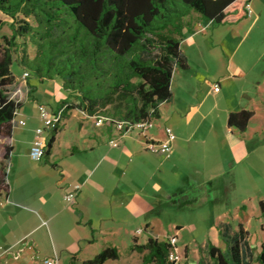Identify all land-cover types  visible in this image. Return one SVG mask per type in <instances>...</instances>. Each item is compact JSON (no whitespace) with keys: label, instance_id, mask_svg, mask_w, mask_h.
Segmentation results:
<instances>
[{"label":"crops","instance_id":"1","mask_svg":"<svg viewBox=\"0 0 264 264\" xmlns=\"http://www.w3.org/2000/svg\"><path fill=\"white\" fill-rule=\"evenodd\" d=\"M200 25L207 24L204 20L194 24V31L181 41L187 67L174 69L172 96L160 105L157 122L148 131V135L161 140L165 137V126L172 127L176 138L169 152L153 153L146 148L144 137L135 131L120 137L118 145H112L110 140L118 135L113 125L108 122L96 125L94 115L69 109L57 129L48 159L44 155L38 169L29 172L12 163L8 172L9 191L0 192V248L18 250L24 246V249L18 258L6 257L0 250L5 263L48 264L46 258L56 257V264H70L74 256L80 264L103 247L116 246L119 257L105 264L121 261L138 264L143 254L132 249V245L146 243L150 235L157 237L146 208L156 204L158 200H154L161 194L168 196L165 203L178 209L211 215L208 228L211 232L199 244L205 255L209 254L210 244L222 250L223 245H229L230 237L242 224L253 260L249 228L238 216L240 208L247 207L246 200L232 210L230 205L234 193L243 192L247 199L253 192L257 145L248 136L254 118L241 132L228 126V117L232 111L242 109L253 110L255 117L264 108V65L256 67L246 57L232 65L233 49L228 60L229 69L233 70L226 76L242 79L233 92L222 93L220 86L211 93L213 85L220 83L210 76L212 65L198 53L196 56L192 53L198 60L192 61L183 50V43L190 39L201 50L206 35L196 39ZM208 83L211 89H205ZM36 88L34 94L27 93L37 110L32 114H26L23 107L17 110L11 154L16 146L17 128L30 133L33 146L36 128L42 125L38 104L57 111L67 96L53 98L51 103L40 98ZM19 119H24L25 124H19ZM33 121L37 123L34 125ZM51 133L45 131L47 140ZM242 160L246 161V174L239 165ZM75 185L80 190L75 201L69 203L65 194ZM191 226L197 229L196 223ZM176 229L173 235L177 236L178 244L184 225L177 223ZM221 229L227 233L221 234ZM143 232H147L145 240L141 238ZM27 240L32 244L25 245ZM121 245L126 246L125 258ZM96 246L99 250L90 249ZM192 246L191 242L184 243L183 257L189 261L185 264L200 260V250L195 251ZM193 252L197 254L192 257Z\"/></svg>","mask_w":264,"mask_h":264},{"label":"trees","instance_id":"2","mask_svg":"<svg viewBox=\"0 0 264 264\" xmlns=\"http://www.w3.org/2000/svg\"><path fill=\"white\" fill-rule=\"evenodd\" d=\"M251 0H0V13L9 15L11 35L0 44V136L6 140L0 162V192H8V160L17 110L29 94L12 96L16 78L14 55L40 79L58 78L67 96L65 111L107 115L131 123L156 119L160 105L172 96L176 67L186 68L181 49L186 32L194 31L193 13L206 24L236 23L249 13ZM34 55H29V46ZM64 116V115H63ZM254 111H232L228 126L245 131ZM112 125L111 121H106ZM57 129L47 141L48 155ZM264 215V198L259 200ZM221 234L227 230H220ZM136 240V239H135ZM229 254L210 244L212 264H250L247 231L242 224L229 239ZM259 259L264 262V242ZM170 244L150 235L133 244L143 263L175 264L168 260ZM119 257L116 246L103 247L80 264H105ZM70 264H78L73 256Z\"/></svg>","mask_w":264,"mask_h":264},{"label":"rangeland","instance_id":"3","mask_svg":"<svg viewBox=\"0 0 264 264\" xmlns=\"http://www.w3.org/2000/svg\"><path fill=\"white\" fill-rule=\"evenodd\" d=\"M250 4L252 13L239 22L214 25L207 24L204 27L203 25H200L198 29L201 31L199 32L200 34L196 36V39H201L202 34L206 35L204 36L206 41L203 40L201 50L198 51L195 48L192 39L183 43V50L185 53L190 54L193 58L192 61H198L194 58V55H192V53H194L196 56V53H198V56L203 55V57L210 62L213 67L210 76H215L213 78H216L215 80L220 82L219 85L221 84L222 93L233 92L236 83L242 79V77L236 78L233 75L230 77L226 76L229 74L231 69L233 70V67L229 69L228 66V60L231 52H233V49H235V54L232 65L236 66L240 63V61H243L244 57H246L245 60H248L256 67L264 65V0H251ZM186 19H191L193 24L202 22V19H199L196 13H193L191 17H187ZM12 22L13 19L9 15L0 13V44L5 42V36L11 35ZM205 23L206 22H204V24ZM213 30L215 31L214 34H212ZM185 36H189V32H186ZM221 42H223L225 53L221 50ZM28 50L29 55L32 57L34 55V47L30 45ZM14 58L15 60L11 66V71L16 78V84L11 86L10 94L12 96L19 97L25 92L34 94L36 87L37 95L42 99L45 98L46 101L51 103H53V98H59V96L67 95V91L62 88V84L58 78L53 80L40 79L34 73H30L29 76H24V72L27 71V69L20 64L19 54H15ZM209 88L211 89V84L207 85L205 89ZM211 93H214V88L211 89ZM22 107L26 114H32L37 110L36 103L31 97L26 99V102L20 108ZM253 118L248 138L250 139V137H252V142H255L257 145L255 154L256 173L254 174L256 181L254 184L252 183L253 192L248 195L247 199H244L245 193L243 192L234 193L230 206L232 210L236 205L239 206L238 204H240L242 200H246L247 207L245 209L240 208L238 216L246 223L250 231V245L253 260L251 252L248 260L250 264H264V262L259 259L262 249L261 244L264 242V215L261 213L259 206V200L264 198V108L259 109L257 115ZM33 122L34 125L37 123V121ZM156 122L157 119H154V123ZM16 131V146L14 153L12 152L11 158L8 160V172L11 170L13 164H19L22 168L24 167L29 172H33V169H38V165L41 163L42 159L38 160L32 156L30 133L21 131L19 128H17ZM136 132L138 131L136 130L134 133ZM5 144L6 140L0 136V162L4 161ZM239 165L242 168L243 174H246V161L242 160ZM167 197V195L165 196L161 194L159 199L157 198L154 200L155 202L158 200L156 204L146 208V216L152 220L154 225V234L160 239L168 241L170 236L177 232L176 224H183L184 229L179 231L180 240L178 243L182 258L175 264H185V262L188 261L185 257H183L185 242H191L193 244L192 248H194L195 251H197V249L200 250L201 257L199 262L197 263V261H195L191 264H212L213 261L210 255H205L203 253V248L199 246V244H201L211 232L208 229L211 222V215H202L195 211L193 212L186 209H178L168 203H165L168 201ZM203 217L204 219H202ZM192 222L196 223L197 229L192 228ZM45 236L44 232V237ZM146 237L147 232H143V234H141V238L145 240ZM222 248L227 254H229L228 245H223ZM90 249L99 250L97 246L91 247ZM121 252L122 257L125 258V245H121ZM196 254L197 252H193L192 257ZM4 259L5 257L1 256L0 264H7L4 262ZM113 263L121 264L122 261L110 262L108 264ZM137 263L142 264L141 258H139Z\"/></svg>","mask_w":264,"mask_h":264},{"label":"built area","instance_id":"4","mask_svg":"<svg viewBox=\"0 0 264 264\" xmlns=\"http://www.w3.org/2000/svg\"><path fill=\"white\" fill-rule=\"evenodd\" d=\"M246 7L248 9V13L251 14L252 8L250 2L247 3ZM24 76H29V72L25 71ZM213 88L214 90H219L220 89L219 83H215L213 85ZM38 111H39V117L42 121V125L36 128V135L33 140V146H32V156L35 159L39 160L44 157L46 151L48 140L47 138H45V131H53L59 128L64 118L63 115L65 111V105H63L57 111H51L45 104L40 103L38 104ZM94 117H95L96 125H102L106 121H111L113 127L115 128L118 134L117 137H114L113 139L110 140V143L112 145H118L120 137L137 130L139 135H142L144 137L147 149H149L153 153L162 154L169 152L172 149L173 141L176 138V133L174 132L173 128L170 126H165L164 128L165 137L161 140H157L153 136L148 135V132L146 131H148L154 126L153 119L152 120L142 119L131 123L129 121L120 118H112L104 114L97 115ZM18 123L25 124V120L19 119ZM79 190H80V186L75 185L74 187H72L70 190L67 191V193L65 194V199L69 203L74 202ZM140 231L141 230H139V232ZM177 241L178 238L176 235L170 236L168 240L170 244V248L168 251L167 258L169 261L174 263H177L182 258ZM31 244L32 242L30 240H27L25 243V245H31ZM23 249L24 246L20 247L18 250H11L10 248H3V247L0 248L3 255H5L6 257L11 255L13 258H18L21 255V251ZM46 261L48 264H56L57 258L56 257L46 258Z\"/></svg>","mask_w":264,"mask_h":264}]
</instances>
